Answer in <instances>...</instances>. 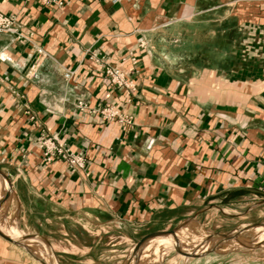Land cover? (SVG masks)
<instances>
[{
	"label": "crops",
	"instance_id": "crops-1",
	"mask_svg": "<svg viewBox=\"0 0 264 264\" xmlns=\"http://www.w3.org/2000/svg\"><path fill=\"white\" fill-rule=\"evenodd\" d=\"M0 11L17 17L0 32V200L14 208L0 264H118L153 231L264 220V0H0ZM109 106L131 123L103 118ZM42 134L83 150L86 167L46 164Z\"/></svg>",
	"mask_w": 264,
	"mask_h": 264
},
{
	"label": "rangeland",
	"instance_id": "rangeland-1",
	"mask_svg": "<svg viewBox=\"0 0 264 264\" xmlns=\"http://www.w3.org/2000/svg\"><path fill=\"white\" fill-rule=\"evenodd\" d=\"M13 210L9 203L4 205L0 200V227L10 223L5 214ZM172 229L176 230L178 242L171 234L155 237L145 243L138 255L129 250L118 264H158L168 255H212L217 256L215 264H264V220L243 225L226 235L197 224H182L169 230ZM160 238H164L162 245Z\"/></svg>",
	"mask_w": 264,
	"mask_h": 264
},
{
	"label": "built area",
	"instance_id": "built-area-1",
	"mask_svg": "<svg viewBox=\"0 0 264 264\" xmlns=\"http://www.w3.org/2000/svg\"><path fill=\"white\" fill-rule=\"evenodd\" d=\"M43 4L55 3L58 6H63L66 0H40ZM17 17L14 14H6L0 11V32H15V24ZM94 61L97 63H104L101 57L94 56ZM135 60V58H133ZM105 73L111 78V81L119 87H124L128 93L136 90L135 84L127 78L125 73L116 66L107 65ZM73 75V71L68 70L65 77L69 78ZM78 108H90L88 104L83 101L77 103ZM95 111V110H94ZM99 113L103 118L113 120L116 117L120 121L131 123V117L119 112L115 106L102 108ZM40 146L44 149V161L50 164L54 161H61L72 170L84 169L87 163V155L83 150H74L71 146H67L60 142L57 135L54 136H41Z\"/></svg>",
	"mask_w": 264,
	"mask_h": 264
},
{
	"label": "water",
	"instance_id": "water-1",
	"mask_svg": "<svg viewBox=\"0 0 264 264\" xmlns=\"http://www.w3.org/2000/svg\"><path fill=\"white\" fill-rule=\"evenodd\" d=\"M5 198H8V194L5 195ZM171 234L176 242H178L177 236H176V230L172 229V230H157V231H153L150 232L148 234H146L145 236H143L140 240L137 241V243L135 244V246L133 247V253L134 254H139L142 247L145 245V243L155 237L158 236H163V235H168ZM0 235L8 240H12V238H10L9 236H7L6 234H4L1 230H0ZM226 235V234H224Z\"/></svg>",
	"mask_w": 264,
	"mask_h": 264
},
{
	"label": "bare ground",
	"instance_id": "bare-ground-1",
	"mask_svg": "<svg viewBox=\"0 0 264 264\" xmlns=\"http://www.w3.org/2000/svg\"><path fill=\"white\" fill-rule=\"evenodd\" d=\"M163 239H164V238H160V239H159V243H162V240H163Z\"/></svg>",
	"mask_w": 264,
	"mask_h": 264
}]
</instances>
